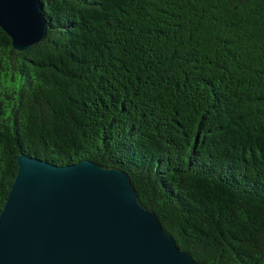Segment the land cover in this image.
I'll return each instance as SVG.
<instances>
[{"label": "trees", "instance_id": "obj_1", "mask_svg": "<svg viewBox=\"0 0 264 264\" xmlns=\"http://www.w3.org/2000/svg\"><path fill=\"white\" fill-rule=\"evenodd\" d=\"M0 27V214L24 152L125 170L193 259L264 264V0H42Z\"/></svg>", "mask_w": 264, "mask_h": 264}, {"label": "water", "instance_id": "obj_2", "mask_svg": "<svg viewBox=\"0 0 264 264\" xmlns=\"http://www.w3.org/2000/svg\"><path fill=\"white\" fill-rule=\"evenodd\" d=\"M0 27L16 50L41 42L43 1L0 0ZM17 162L0 214V264H208L178 246L125 170L24 152Z\"/></svg>", "mask_w": 264, "mask_h": 264}]
</instances>
